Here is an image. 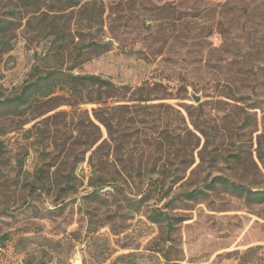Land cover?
I'll return each mask as SVG.
<instances>
[{"label": "rangeland", "instance_id": "rangeland-1", "mask_svg": "<svg viewBox=\"0 0 264 264\" xmlns=\"http://www.w3.org/2000/svg\"><path fill=\"white\" fill-rule=\"evenodd\" d=\"M0 19V264H264V0H0ZM68 75L115 89L78 98Z\"/></svg>", "mask_w": 264, "mask_h": 264}, {"label": "trees", "instance_id": "trees-1", "mask_svg": "<svg viewBox=\"0 0 264 264\" xmlns=\"http://www.w3.org/2000/svg\"><path fill=\"white\" fill-rule=\"evenodd\" d=\"M2 26H3V21H1L0 19V28ZM65 83L71 87L72 93L78 94L79 96L78 98H82L80 94H82L83 89L89 90L92 88H97V89H105L111 91L115 89V85L112 82L96 75H90V76L68 75L66 77ZM57 84L60 83L58 81L57 74L54 71L46 73L44 76H39L36 80L26 84L21 89L18 95H16L13 98L7 99L6 102L4 101V104H6L5 107L13 108L14 110L17 111L24 109L26 106L32 103H38L43 98H47L49 95H51ZM94 102H99V100L98 101L95 100ZM97 118L98 120L100 119L99 117ZM99 180H102L100 187L106 185V183L103 181V177H101V179ZM40 182H41L40 185H36V184L32 185L31 190L32 191L34 190V193L42 194L48 189V186L51 182L50 176L48 177L47 181L43 180ZM234 190L237 192L242 191L239 186H234ZM191 196L194 195L191 194ZM248 196L253 199L259 200L260 202H264V192H259V193L248 192ZM152 212L153 213L152 216L150 217V220L154 224H159L162 217H165L168 220L167 215H165L160 209H154ZM168 226L169 229H171L170 223L168 224ZM169 240L170 239H168V241ZM122 258L123 256L119 257L117 260H120ZM165 260L167 262H170L169 258H167L166 256H165Z\"/></svg>", "mask_w": 264, "mask_h": 264}, {"label": "water", "instance_id": "water-1", "mask_svg": "<svg viewBox=\"0 0 264 264\" xmlns=\"http://www.w3.org/2000/svg\"><path fill=\"white\" fill-rule=\"evenodd\" d=\"M193 99L196 103H200L201 99L199 96L193 95Z\"/></svg>", "mask_w": 264, "mask_h": 264}]
</instances>
